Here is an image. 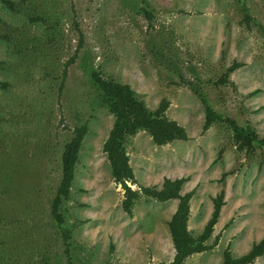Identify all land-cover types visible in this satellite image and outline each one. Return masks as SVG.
Segmentation results:
<instances>
[{
  "label": "rangeland",
  "instance_id": "1",
  "mask_svg": "<svg viewBox=\"0 0 264 264\" xmlns=\"http://www.w3.org/2000/svg\"><path fill=\"white\" fill-rule=\"evenodd\" d=\"M13 1V8L0 2V264H68L50 205L63 144L83 122L88 129L62 204L71 264H155L173 257L167 222L177 199L140 197L130 214L121 207L123 188L102 149L113 116L92 68L128 83L151 109L165 98V115L185 128L188 139L164 144L140 129L126 137L125 148L138 184L188 177L181 192L195 188L193 235L223 191L206 241L219 234L218 242L182 264H220L227 245L238 257L264 239V148L237 151L223 120L204 129L200 99L264 136V0H242L251 27L240 21L238 0ZM250 264H264V253Z\"/></svg>",
  "mask_w": 264,
  "mask_h": 264
},
{
  "label": "trees",
  "instance_id": "2",
  "mask_svg": "<svg viewBox=\"0 0 264 264\" xmlns=\"http://www.w3.org/2000/svg\"><path fill=\"white\" fill-rule=\"evenodd\" d=\"M241 3V23L246 27H251L252 16L247 6L242 0ZM6 7L13 8V0H0ZM74 9V8H73ZM143 13L151 19V13L145 7ZM79 35V45L83 42V34L78 27L77 20H74ZM237 65L234 62L227 72L232 71ZM65 74V70L63 71ZM228 73H224L226 76ZM90 77L100 92L101 101L113 116V123L108 130L103 142L102 149L106 154L111 175L123 188V198L121 200L122 209L130 214L134 202L140 197H146L156 201H166L177 199L175 210L167 222L168 231L174 248L173 257L169 261H158L155 264H182L186 257L195 253L211 249L216 245L219 234L214 241L208 244L206 241L210 237L214 224L220 214L221 206L224 204L223 191L220 190L212 197V210L209 218L198 235H193L188 228V218L190 213V199L195 188L184 193L181 192L182 184L188 179L187 176L163 177L162 183L158 185L138 184L133 169L129 163V157L125 148L127 136L135 134L138 130H146L155 144H164L173 140H186L188 134L185 128L176 120L165 115L168 107V100L162 98L158 105L151 109L143 100L139 99L132 87L122 81L108 76L100 69L92 68ZM220 81H225L222 77ZM62 83L60 84L61 88ZM0 86L4 83L0 81ZM204 104L205 118L203 128L206 129L216 120H223L232 131V140L237 151H254L255 148H264V136H259L249 125H241L233 118L222 117L200 96ZM85 122L73 126L70 137L64 142L60 156V179L56 187L55 195L51 200L50 213L62 234L65 245L64 253L67 263L71 264L69 256L70 233L64 227V215L62 204L70 194V188L74 179L75 165L78 160V153L82 139L87 132ZM224 173L222 174V176ZM130 184H137L132 188ZM264 253V239L254 242L251 247L242 255L233 257L229 246L223 250V258L220 264H250L253 260ZM149 264V263H146Z\"/></svg>",
  "mask_w": 264,
  "mask_h": 264
},
{
  "label": "crops",
  "instance_id": "3",
  "mask_svg": "<svg viewBox=\"0 0 264 264\" xmlns=\"http://www.w3.org/2000/svg\"><path fill=\"white\" fill-rule=\"evenodd\" d=\"M175 208H176V206H175ZM175 210V209H174ZM251 247V246H250Z\"/></svg>",
  "mask_w": 264,
  "mask_h": 264
}]
</instances>
